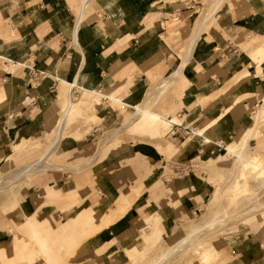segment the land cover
I'll use <instances>...</instances> for the list:
<instances>
[{
	"label": "crops",
	"instance_id": "obj_1",
	"mask_svg": "<svg viewBox=\"0 0 264 264\" xmlns=\"http://www.w3.org/2000/svg\"><path fill=\"white\" fill-rule=\"evenodd\" d=\"M184 1L84 0L77 14L76 0H0V60L11 62L14 64L13 67H16L14 73H9L3 71L0 64V159L6 153L5 149L9 143L13 145L11 157L21 158L29 155L21 160L22 165L26 163L25 160L30 162L42 156L52 144L33 160L28 158H31L34 149L17 155L14 146L22 147L23 143L27 148L36 144L40 146L39 137L45 138L54 123L56 128L58 123L60 124V118L62 119L65 113L63 109L67 97L70 98L68 111L70 113L72 93L75 89L77 99L80 95L82 98L90 95L88 100L81 101L80 108L83 113L95 110L96 105H100L103 100L109 101L114 107L129 109L128 106H133L130 103L137 104L144 100L148 89L154 85L152 80L155 81L161 72L172 74L184 65V79H179L175 85L167 89V92L175 93L176 97L181 99L188 88L194 85L192 81L199 86L196 87V93L185 95V99L180 100L178 106L186 110L191 108L187 116L198 128L217 121L210 132L213 140L217 137L215 139L217 142L226 144L239 135L240 139L244 140L242 134L248 128L251 119L248 112L252 107H257L255 98H258L256 94L258 88L262 86L264 88V80L257 76L252 77L251 74L254 67H257V61L264 57V0H244L235 14L228 9L227 29L232 31L237 25H243L249 41L233 43L228 40L220 53H217L219 47L217 41L202 43L199 46L203 34L211 23L218 22L213 21L214 18L204 27L198 41L195 42L197 44L191 49L190 43L198 20L191 34L193 22L191 15L187 14L193 12L189 9L195 5H192V8H180ZM175 16L179 19L178 23L171 19ZM250 41L252 43L249 44ZM181 42L184 44L182 58L174 49V46ZM29 64L34 65L37 70L46 72L48 78L38 81L37 86H32L31 83L35 81L26 68ZM197 65L203 69L201 74L195 73ZM161 81L163 80L159 82ZM199 93L201 95L196 98ZM249 93H252V96H249ZM107 110L108 107H103L92 114L87 113V116L106 121L111 118L105 113ZM173 110V106L166 107L165 99L156 109L167 118H171ZM73 123L71 122L68 127ZM259 123L264 124V121ZM69 134L82 136L86 133L83 130H74ZM125 136L127 138L125 147L110 149L104 158H101L99 153L91 165V173L87 172L89 168L80 173L69 171L75 174V177L70 182L59 180L51 184L53 188L65 194L73 188L83 190L92 185L89 196L91 204L83 203L80 196L78 198L86 205L85 207H96L104 214L114 208L121 193L128 189L134 179L143 175L145 171L143 168L158 165L157 159L165 156L156 145L145 141L142 143L146 147L131 151L133 140L130 139V135ZM84 138L85 136L77 140L73 147L67 148L62 159L71 156L74 150L80 154L90 153L89 137L85 139L87 143L82 141ZM139 138L138 136L135 140L137 143H140ZM159 142L164 148L168 144L176 147L174 140L169 143L160 139ZM237 142H230L227 146L238 150ZM258 142L264 143V135H261ZM207 146L209 147L206 151V144L200 143L197 148L208 155L220 151L213 144ZM98 151L97 147L92 158ZM136 155H139V159L135 160L134 164L128 163L133 162L131 160ZM67 178L69 176L63 180ZM195 182L186 183L197 185ZM165 183L177 195L185 193L184 180L163 181L164 185ZM204 191L205 189L201 194ZM145 194L147 193L140 197L141 204H144ZM184 195L186 193L182 196ZM36 198L38 200L44 197L41 194ZM177 204L167 208L164 221L168 227L175 221L173 214L177 208L182 210L186 219L196 215V203ZM159 210V205L148 196L146 206L143 208L144 215H153ZM139 218V211L136 205H133L124 219H121L129 225L121 228L118 235H124L134 229L132 220L139 221ZM2 224L5 227L8 222L5 224L0 219V225ZM110 230L112 228L106 231V234L112 235ZM5 232V229H0V233ZM106 236L108 235H98L95 240L93 239L99 246L97 249L105 245ZM131 237L134 235H126L123 240L127 242ZM259 247H263L261 242L240 251L238 262L258 264L256 261L261 260L257 253ZM236 262L237 260L228 264Z\"/></svg>",
	"mask_w": 264,
	"mask_h": 264
},
{
	"label": "rangeland",
	"instance_id": "obj_2",
	"mask_svg": "<svg viewBox=\"0 0 264 264\" xmlns=\"http://www.w3.org/2000/svg\"><path fill=\"white\" fill-rule=\"evenodd\" d=\"M76 1H77L76 3L77 7L75 9V13L78 14L81 4L84 0H76ZM211 1L212 0H185L180 6V8L184 9L189 7L192 8L191 6L195 5L194 8L189 9L192 10L193 12L187 14V16L191 15L192 17L193 23H192V28L190 29L191 34L193 33V29L196 25L197 20H199L198 18L202 16L203 12L205 17L211 14V19L213 16L214 18L213 21H218L217 23L216 22L211 23L209 29L203 34V37L199 42V46L202 43L217 41L219 46L217 49V53H220L221 51H223V45L228 40L233 43H237L240 41H244V42L249 41L248 33L247 31H245L243 25H239V26L237 25V27L232 31H230L226 27L228 9L235 14V11L239 9V7L244 2V0H224V3L222 5H220V1L222 0H218L219 5L216 1H215L216 4H214V2H212V5L209 4ZM218 7L220 8L218 9ZM171 19L174 20V23L179 22V19L176 16ZM207 23L205 24V26L207 25ZM177 37H179V35ZM176 39L178 41L180 40V38H176ZM250 43H252V41H250L249 44ZM183 45L184 44L181 42L174 46L176 53L181 58H182L181 53L183 51ZM195 45L192 48H194ZM251 51L252 48L247 53L248 56ZM196 54H198V51ZM252 62L253 64L255 63V61ZM0 64L3 71L5 72L14 73V70L16 69V67H13L14 64L11 62H5L4 60H0ZM256 66L257 67H254V70L251 73L252 77L257 76L264 80V57L260 58L257 61ZM233 68H235V66H233ZM197 72L198 74L199 73L201 74L203 72V69L199 65H197L195 69V73ZM168 76H171V73L164 74L161 72V74L158 76L157 79H155V81L152 80L154 85L150 86V88L148 89L145 95L144 100L141 103H137V104L130 103V105L133 106H138L140 104L142 105L143 103L145 104V107L151 106V108H149L148 110L149 113L143 114L140 120L130 122L129 125L124 130H122L121 133H118L110 141L109 143L110 145L107 144L104 146L100 145L103 136H105V134L111 133L113 130H117L120 127H122L123 124L128 119V114L131 113L129 112L131 110L121 106L114 107L111 105L109 101L103 100L102 103H100V105H96V109L95 108L93 109L99 110L103 107H108V110L105 111V113L110 115L111 118L105 121L104 119H101L100 116L98 115L100 120L91 119L89 118V116H87V113L92 114L95 110L93 111L87 110L88 112L85 111L83 113V111L80 108L81 101L84 102L88 100L90 98V95L88 94V96L85 98H82L80 95L79 99H77L76 97L77 94L75 89L72 93L73 103L70 108V113L67 116L66 128L65 131L63 132L61 145L59 146L57 152L47 160V163L56 166V169L42 171L41 173L37 172L36 175L28 176L26 178L23 177L17 180L15 183H13L12 187H10L11 189L10 188L0 189V219H2V222L5 224H7L8 222V225L5 227L3 224L0 225V229L6 230L4 234L0 233V238H2L1 240H5L9 238L12 239V237H14L15 235L16 236L20 235V237L18 236L17 238H15V241L17 243L28 244L29 242H31L33 239L32 238L33 231L28 227V225H26L28 216L34 220L35 224L38 225L37 228H34L36 230L38 228L42 229L44 225L47 226L53 224V222L46 220L47 217L51 218L57 225L62 223L66 218L65 214L62 212V209L64 208L65 211L68 212L70 211L69 216L71 218H74L77 213L83 210L85 211L88 210L87 207H85L86 205H84L83 203L91 204V202H89L90 199L89 196L91 194L90 191L92 185H88L83 190L80 188L78 195L72 192L70 193L71 196L68 198H61L60 200L53 201V200H49L47 194H49L52 190H57V189H54L51 184L55 182H59V180H61L62 182H67V181L70 182L72 178L75 177V174L67 171L66 169L69 170L71 168H80L81 165L83 164H89L93 159L92 157L94 156L97 147L99 150L97 154L99 155V153H101V158H104L107 152L112 148L125 147V144L127 143V138L125 135H130V139L133 140V144L130 147L131 151L139 150L141 148L146 147V145L142 143L145 141L147 143L156 145V147L160 149L165 156L163 158L157 159V161H159L158 165H154V166L150 165V167L145 166L143 168L145 170L143 175H141L137 179H134L132 183L129 185L128 189L125 192L121 193L119 199L125 198L123 196L125 195L126 196L125 199H127L126 201H128L129 203L125 205L124 213H121L120 215L113 214L114 212L113 210L116 209L117 202L119 201V199L116 201L114 208H111L113 210L111 211L110 209V211L105 213L106 215L109 216V217L108 216L104 217L109 222L107 223L108 227L105 228L99 234L103 236L108 235L106 236V238H104L105 240H107L105 245L101 246V249H97L96 252L89 250V248L86 245H84L83 248H81L78 251L74 259L63 261L59 264H154L156 261H154L153 259L156 257V255L158 260V256L162 252H164L166 249L172 248L175 242H177L179 239L183 238L188 233H190V231L192 230L190 229L192 227V224H195V226L205 225L211 221V218L215 216H219L224 221L215 223L212 229L205 231L206 233L204 235L201 234L197 235L198 237L195 238V244L193 245V247L191 246L189 248L190 251L176 254L175 257L174 256L171 257L172 259H170L167 262V264H189L190 259L191 261L194 262V264H201L199 255L197 254L196 250L200 248H205V246H207L206 243L208 241H212V246L218 249L221 258L224 259L223 262L220 261L221 264L235 263L236 260H237L236 264H242L238 262L239 252L247 249L248 246H254L261 242L263 244V247H259V250H257V253L258 255H260L261 260L258 259L256 262L258 264H264V189L259 185L261 184L262 181H264V159H263L264 157L263 158H261V156L260 157L258 156L257 158L255 157L256 155H258V153H263L264 155V152H260L262 150L260 149L259 146L260 142H258L259 139H261V135H264V124L258 122V124L255 127L256 129H254V131L252 132V135L250 136V140L248 142V151H247L248 154L251 155L250 158L252 159H250L251 161L247 162L246 165L243 166L235 167L234 166L235 161L221 162L222 159L228 157L226 153L227 150H232L234 152L235 151L237 152L238 150H241L244 147L243 140L242 138L240 139L241 135H239L236 139L230 141V142H237L240 139V141L237 142L238 144L236 143L237 146L239 147L238 150L235 149L233 150L229 146H227V144L230 143L229 142L225 144L224 146L225 150H220L216 154L213 153L212 155H208L205 152H200V149L197 148L200 145L199 142L197 144V147L191 148L189 150L186 149L185 151H181L182 144L194 137H192L191 134V136L188 137L186 141H184L182 138H178L176 134L170 131L172 125L171 122L182 123L186 121L190 124L193 122L188 118L189 116H187L189 115V111H191V108H187L186 110L185 108L179 107L178 103L180 102V100L185 99V95H188L190 93H196L195 90H197L196 87L199 86V84L192 81L194 85L188 88V90L181 99L176 97L175 93L172 92L168 93L166 87H164L166 91L161 90V92L162 91L164 92H162L163 94L160 97V99H158V97L156 96L151 97L150 95H149L150 97H147L148 93L150 92V89L156 84L163 83L167 78L166 79H162V78ZM179 79H184L183 72H182V76ZM160 80L163 81L159 82ZM31 85L37 86L38 82L37 81L32 82ZM256 94L258 96V98H255L257 107H252L248 112L251 115L250 116L251 119H249V123H248L249 128H251L252 123L254 122V118L252 117L256 115L257 111H259L260 108H262V106H264L263 86L261 88L260 87L258 88ZM200 95L201 93L197 94L196 98L199 97ZM248 95L252 96V93H249ZM164 99L166 102V107L173 106L174 108L172 114L170 115L171 118H167L164 116V118L166 119L165 121H167L168 124L165 123L164 120H159L157 117L154 118L152 116L154 114L160 116L162 115L160 112L156 111V109L159 105L163 104ZM69 100L70 98L67 97V102L65 103L63 109L64 112H66L67 108H69L68 107ZM104 104L106 106H104ZM179 115H181L182 117L179 118ZM179 119H183V120H179ZM89 121H93V122H89ZM262 121H264V118ZM71 122L74 123L68 127V125ZM55 126L56 123H54L49 128L48 134L46 135L45 138L39 137L41 142L40 146L36 144L37 146L34 145L33 147L27 148V145L23 143L22 147H18L16 149L15 152L17 153V155L24 154L26 151H30L34 149L32 151L31 158L28 159L33 160L38 158L44 152V150L48 145L52 144L51 146H53V144L55 143L57 138L59 123L57 128ZM150 126L151 127L154 126L155 128H157L160 132V136H158L156 133L151 134L152 132H150L149 129ZM194 126L197 127L196 124ZM259 127L261 128L259 129ZM74 130H83L85 131L86 134L82 136H79L78 134L70 135L69 133ZM84 136L85 138L84 140L82 139V141H84L85 143H87V140L85 141V139L89 137L88 146L91 149V152L88 154L87 153L80 154L77 150H74L71 156L62 159L63 154H65V152L67 151V148L73 147L76 144V142H78L77 140L83 138ZM138 136L140 137L139 138L140 143H137V141H135L138 138ZM160 139H163L164 141L169 143L174 140L176 142V147L172 146V144H168L167 147L164 148V146L161 145V142H159ZM215 139H217V137H215L214 140ZM252 140H255L254 143L251 142ZM215 142L217 141L215 140L214 143L212 144H215ZM205 144H206L205 147V151H206V149H208L209 147L207 145H211V144L207 142ZM12 150H13V145L12 143H9L7 148L5 149L6 153L0 159V184H4L2 179L4 175L11 172H19L27 167H30L31 163L34 164V162H37L38 159L41 157L40 156L38 159L30 162H28L29 160H25L26 163L22 165L23 163L21 160L24 157H28L29 155L27 154V156L21 158H14L11 157ZM214 163H217L216 165L217 169L219 168L221 170L219 171L222 172L223 175H225L224 176L225 178L223 176L221 177V179L216 178L214 182L210 184V181L208 179L209 177L208 166ZM92 164L93 162L90 163L88 167H86L80 172H84V170L89 168L87 172L91 173L90 168ZM231 165H233V168ZM235 168L240 169L239 179H238L239 181L236 180L235 183L231 184V182H233V180L236 179V176L238 174V172L235 173V171H238L235 170ZM151 170H153L156 173V181H154L155 183L153 184H149L150 180L152 179L151 176L150 175L148 177L145 176ZM67 176H69V178H67V180L65 179L63 180V178ZM195 177L197 178V180ZM174 179L184 180V182L196 181L195 183H197V185L194 186V188H192L190 192H187L188 193L187 196L185 195L182 196L185 193H181L180 195H177V193L174 192V190L172 189V195L170 196V198L173 201L175 200V198H177L178 203H182V204L196 203L197 211H196V215L192 216L190 219L189 218L186 219L187 218L186 215L182 212L180 208L175 209V213L173 214V219H175V221H173L170 227H168L164 219L167 215V208L171 204H165L166 202L163 201L164 205L159 206L160 207L159 212H156L153 215H144L143 208L146 206L148 196L151 198L152 196L145 194V197L143 199L144 204L140 203V197L143 193H145L144 191L148 189V185H157L160 183L162 186H165V188L169 189L167 183H165L167 185L166 186L163 184V181L170 182ZM75 185H77V182ZM230 185L232 192L230 193L229 196H225L224 193L221 192L222 188L223 186L226 187ZM203 189H205V191L201 194ZM216 190L218 192L220 191L221 193L217 197L216 202L213 203V199L215 197L214 193ZM41 194L43 195L44 198L37 200L36 197H38V195ZM79 196L82 199L83 203L78 199ZM139 203L140 205L138 206ZM133 205H136L139 211V215H140L139 221L138 219L132 220L133 226H135V228L128 231L124 235H118L121 228L123 227L125 228L129 225L127 222L121 221V219H124L125 214L132 208ZM63 206L64 208H62ZM219 210L221 211L225 210V213L220 214ZM157 214H159L160 217ZM39 215H43V216L40 217ZM141 218H143V220H141ZM155 224L158 225V228L164 234L163 241L160 240L156 242V245L161 244V247L158 249L157 247H159V245L155 247L156 245L153 244H152L153 246L151 245L147 247L145 246L139 247L140 246L138 245L139 238H144L145 236L151 235ZM51 228L55 230V225H53V227ZM111 228L112 230L110 231H112L111 232L112 235L106 234V231H108ZM11 231L12 233H10ZM60 231L61 230L58 227V232ZM203 232L204 230H200L196 234ZM1 234L3 235L4 238L2 237ZM132 234L134 235V237H131L127 242L123 240V238L126 237V235H132ZM96 237H94L93 239L95 240ZM235 239H238L240 240V242L242 243L245 242V243L244 244L241 243L237 246H234L232 244L234 243ZM199 243H201L202 245L198 246ZM126 251L128 253H125ZM111 255H114L113 259L115 260L113 262H111L109 258V256ZM33 264H46V263L44 261L38 260L36 261V263Z\"/></svg>",
	"mask_w": 264,
	"mask_h": 264
},
{
	"label": "bare ground",
	"instance_id": "obj_3",
	"mask_svg": "<svg viewBox=\"0 0 264 264\" xmlns=\"http://www.w3.org/2000/svg\"><path fill=\"white\" fill-rule=\"evenodd\" d=\"M215 1L219 5V2L217 0H214V1L212 0L209 4L212 5V2H214V4H216ZM223 3H224V0L220 1V5H222ZM219 8L220 7H218V9ZM206 12H208V11H206ZM212 18H213V16H212ZM210 20H211V14L208 15L207 17H205L204 12H203L202 16L198 20L196 31H195L193 39L190 43L191 49H192L193 45L195 44L196 40L201 35L205 24ZM184 66H181L175 73H172L171 76H169L163 83H161V84L159 83V84H156L155 86H153L150 89V92L148 93L147 97L156 96V97H158V99H160V97L163 94L162 92H164V91L161 92V90H165L164 87H166V90H167L169 87L174 85L179 80V78L182 76ZM128 107L131 110V111H129L131 113L128 114V119L126 120V122L119 129L113 130L111 133L105 134V136L102 138L100 145L104 146V145L109 144L110 141L118 133H121L122 130H124L129 125L130 122L140 120L142 118V115L149 113L148 110H149V108H151V106L145 107L144 103L142 105L140 104L138 106H128ZM68 111H69V108H67L66 112L63 115V118L60 121V124L58 126V131H57V138H56V141L53 144V146H51L47 150V152H45V154H43L38 159L37 162H34V164L31 163L30 167H27V168H25L19 172H11V173L4 175L2 178L4 184H0V189H9L10 187H12L13 183H15L17 180H19L23 177L26 178L28 176L36 175L37 172L41 173L42 171H46V170H50V169H56V166L48 164L47 160L53 154H55L57 152L59 146L61 145L63 132H64V129H65V126L67 123V116L69 113ZM152 116L154 118L157 117L159 120H164V122L168 124V122L165 121L166 119L164 118V116H162V115L160 116L157 114H154ZM252 118H254V122L252 123L251 128L248 127L246 129L248 131H245L246 135H245V132L242 135L243 139H244L243 140L244 147L241 150H239L238 152H236V151L234 152L232 150H227L226 153H227L228 157L225 159H222L221 162L235 161L234 166L236 167V166L246 165L247 162L251 161L250 160V159H252V158H250L251 155H249L247 152L248 151V142L250 140V136L252 135V132L254 131V129H256L255 128L256 125L258 124V122L262 121L264 118V106H262V108H260V110L257 111L256 115L253 116ZM216 122H212V123L208 124L207 126L201 128V129H198V128L194 129L193 133H192V137H194V138L191 137L192 139L187 140L185 143H183L181 146V151H185L186 149L189 150L191 148H195V147H197V144L199 142L203 145L206 142L210 143V144L214 143V140L210 136V132H211L212 127L216 124ZM149 129H150V132H152L151 134L156 133L158 136H160L159 130L157 128H155L154 126H152V127L150 126ZM19 143H20V141H19ZM216 143H218V142H215V144ZM259 146H260V149L262 150L260 152H264V143H260ZM17 148H18V146L15 145L14 146L15 151ZM97 156H98V154L92 159V161L90 163L94 162L96 160ZM258 156L259 157L261 156V158L264 157L263 153H258V155H256L255 157L257 158ZM137 159H139V155H136L133 158V160H131V161H133V162H131V164H134L135 163L134 161ZM89 164H83V165H81L80 168H71L69 170L68 169H66V170L72 171L74 173H79L80 171H82L83 169L88 167ZM216 165H217V163H214V164H211L208 166L209 167L208 179L210 181V184L213 183L216 178L221 179L222 176L223 177L225 176L222 174V172H220L221 170L219 168L217 169ZM231 166L233 168V165H231ZM235 170H238V171H235V173L238 172V174H237L238 177L236 176V179L233 180V182H231V184L235 183L236 180L239 179L240 169L235 168ZM149 175L152 178L150 180L149 184L155 183L154 181H156V173L153 170H151L145 176L148 177ZM243 175H245V174H243ZM196 180H197V178H196ZM228 183H230V182H228ZM225 184H226V182H225ZM133 185H135V184H133ZM183 185H184L185 193H186L185 196H187V194H188L187 192H190V190L192 188H194V186H196V185L188 184L186 182H184ZM259 185L264 189V181H262L261 184H259ZM219 186H221V185H219ZM72 192L75 193L76 195H78L79 189L77 190V189L73 188L72 190L66 192L65 194H63L59 190H52L47 195H48L49 200L57 201V200H60L61 198L70 197L71 196L70 193H72ZM144 192L147 193L148 195L152 196L153 200L159 206L164 205L163 201L166 202L165 204L178 205L177 204L178 203L177 198H175L174 201L171 200V198H170V196L172 195V191L168 188H165V186H162L160 183L157 185H148V189L145 190ZM221 192L224 193L225 196H229L230 193L232 192L231 191V185L226 186V187L223 186ZM221 192L220 191L218 192L217 190L215 191V193H214L215 197L213 199V203L216 202L217 197L220 195ZM127 195H128V193H127ZM123 196L126 198L125 195H123ZM125 198L119 199V201L117 202V207L115 210L111 209V211L112 210L114 211L113 214L120 215L121 213L125 212V205L129 204L128 201H126L127 199H125ZM62 208H64V206ZM64 209H62V212L65 214L66 218L62 223L57 225V224H55V222L51 218L47 217L46 220L53 222V224L47 225V226L44 225L42 227V229L38 228L39 230L34 229V228H37L38 225L35 224L34 220L28 216V219L26 221V225H28V227L30 229H32V231H33L32 232V238H33L32 241L29 242L28 244L17 243L15 241V238H17L18 236L20 237V235H18V236L13 235L14 237H12V239L9 238V239H5V240H1L0 241V264H33V263H36V261H38V260L44 261L46 264H59L63 261H68V260L74 259L77 255L78 251L81 248H83L84 245L90 247L92 250H97V248L99 246L94 242L93 238L96 237L97 235H99L105 228L108 227L107 223H109V222H108V220H106V218H104L105 216H108V215L99 212L96 209V207L95 208L87 207V209L89 211L83 210V211L77 213L74 218H71L69 216L70 211L68 212V211H65ZM219 212H220V214H223V213H225V210L224 211L219 210ZM157 215L160 217L159 214H157ZM39 216L42 217L43 215H39ZM141 220H143V218H141ZM222 221H224V220L221 219L219 216H215V217L211 218V221L205 225L195 226V224H192V227L190 228L192 230L190 231V233H188L186 236H184L183 238H181L177 242H175L173 244L172 248L166 249L164 252H162L158 256V260H157V255H156V257L153 259L154 261H156L154 264H167V262L170 259H172L171 257H173V256L175 257L176 254L183 253L186 251H190L189 248L191 246L193 247V245L195 244V238L198 237L197 235H200V234L204 235L206 233L205 231L212 229L215 223L222 222ZM53 225H55V230L51 228V227H53ZM58 227L61 230L60 232H58ZM215 227H217V226H215ZM200 230H204V232L196 234ZM10 233H12V231ZM163 236H164V234L158 228V225L155 224L153 227V231H152L151 235L145 236L144 238H139L138 245H140L139 247H144V246L147 247V246H151L152 244L156 245L157 241H160V240L163 241V239H164ZM197 239H200V238H197ZM241 243L242 242H240V240L235 239L234 243L232 245L237 246ZM206 244H207V246H205V248H200V249L196 250V252L200 258V263L201 264H221L220 261L223 262L224 259L221 258L220 253L218 252V249H216V248H214V246H212V241H208ZM157 245H159V244H157ZM157 245L155 247H157ZM200 245H202V244L199 243L198 246H200ZM160 247H161V244L157 248L159 249ZM125 253H128V252L126 251ZM113 256L114 255L109 256L111 262H113L115 260V259H113L114 258ZM189 264H194V262L191 261V259H190Z\"/></svg>",
	"mask_w": 264,
	"mask_h": 264
},
{
	"label": "built area",
	"instance_id": "obj_4",
	"mask_svg": "<svg viewBox=\"0 0 264 264\" xmlns=\"http://www.w3.org/2000/svg\"><path fill=\"white\" fill-rule=\"evenodd\" d=\"M27 70L29 71L30 75H31V78L34 80V81H42L44 79H47L48 78V74L44 71H40V70H37L34 65H27L26 66ZM54 89V87H53ZM182 116L179 115V118H181ZM181 120V119H180ZM171 132H173L174 134L177 135L178 138H182L184 141H186V139L188 137L191 136V134L193 133V130L196 129L197 127H195L194 123H188L186 121L180 123V124H177V123H171ZM215 147H217L219 150H224V146L225 144L222 143V142H218L216 144H213Z\"/></svg>",
	"mask_w": 264,
	"mask_h": 264
}]
</instances>
